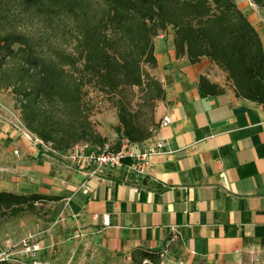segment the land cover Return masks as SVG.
I'll list each match as a JSON object with an SVG mask.
<instances>
[{
    "label": "crops",
    "instance_id": "crops-1",
    "mask_svg": "<svg viewBox=\"0 0 264 264\" xmlns=\"http://www.w3.org/2000/svg\"><path fill=\"white\" fill-rule=\"evenodd\" d=\"M234 2L264 52V8ZM154 55L148 72L164 91L158 126L130 148L162 142L164 152L150 156L144 177L121 167L88 177L29 139L18 111L0 104L21 126L0 114V191L60 197L50 202L49 220L26 214L0 223V243L38 233L39 257L52 264H119L137 248L165 250L166 264H264V106L236 96L208 59L192 64L177 56L170 31L154 38ZM201 76L220 91L204 93Z\"/></svg>",
    "mask_w": 264,
    "mask_h": 264
},
{
    "label": "trees",
    "instance_id": "trees-1",
    "mask_svg": "<svg viewBox=\"0 0 264 264\" xmlns=\"http://www.w3.org/2000/svg\"><path fill=\"white\" fill-rule=\"evenodd\" d=\"M251 1L264 8V0ZM17 17L44 28L36 35L19 31ZM168 31L177 56L192 64L208 59L226 73L236 96L264 106L262 42L234 0H0V90L11 92L22 126L56 155L109 141L91 121L89 87L96 104L105 97L116 110L113 146L123 139L140 144L157 128L156 103L164 98L145 67L156 66L154 38ZM134 88L141 93L136 109ZM199 88L220 91L203 76ZM59 199L0 191V223ZM161 252L137 248L130 259L160 264Z\"/></svg>",
    "mask_w": 264,
    "mask_h": 264
},
{
    "label": "built area",
    "instance_id": "built-area-1",
    "mask_svg": "<svg viewBox=\"0 0 264 264\" xmlns=\"http://www.w3.org/2000/svg\"><path fill=\"white\" fill-rule=\"evenodd\" d=\"M97 104L101 105L102 103L98 101ZM169 123L170 119L167 116H163L160 126H166ZM26 135L29 139H34L35 142L43 144L30 132L26 133ZM45 146L49 147V145ZM162 152H164V144L162 142H157L154 149L135 152L130 148V142L123 139L119 148H115L110 142H106L101 146L79 143L62 156L70 161L73 166L84 170L88 177L96 176L104 168L114 169L121 167L125 170L126 175L137 178L144 177L147 174L150 166V156L154 153ZM80 189L86 194L89 192L90 186L87 183H82ZM38 236V233H28L17 240L4 239L0 243V261L14 260L19 264H52L40 259L39 253L43 250V247ZM164 255L165 250H162L160 259Z\"/></svg>",
    "mask_w": 264,
    "mask_h": 264
},
{
    "label": "rangeland",
    "instance_id": "rangeland-1",
    "mask_svg": "<svg viewBox=\"0 0 264 264\" xmlns=\"http://www.w3.org/2000/svg\"><path fill=\"white\" fill-rule=\"evenodd\" d=\"M14 26L22 32H29L31 34H37L38 32L42 31L44 28L42 24L38 23L36 21H26L23 17H17V20L13 23ZM57 38V37H56ZM71 49V46L66 47V50L69 51ZM145 69L148 71V67H145ZM134 91L136 92V96L134 97L133 104L136 109V103H141V93L137 90V88H134ZM87 97L91 98V105H92V112H91V121L94 123V126L96 130L104 135L105 137L108 138V142L114 143L116 141L117 135L113 130V126L117 123V118H116V110L115 108L111 105L109 100H107L105 97L102 100V104L98 105L96 104V97L94 94V89L93 87L87 88ZM12 94L9 90L1 89L0 90V104L7 105V106H12L13 105V98ZM98 101V100H97ZM3 109V108H0ZM147 108H143V115L147 117ZM146 113V114H145ZM0 114H2V117L7 118L9 121H11L12 125L19 126V123L14 120L13 114H11L10 111H1ZM112 136H109V135ZM51 203L50 202H45L43 203L42 206L38 204V210L37 214H35L38 218H41L43 220H49L51 218ZM32 215V214H31ZM34 215V216H35ZM119 264H133L132 261L130 260L129 262H123ZM160 264H166L165 262H160ZM179 264V263H177ZM200 264V263H198Z\"/></svg>",
    "mask_w": 264,
    "mask_h": 264
}]
</instances>
